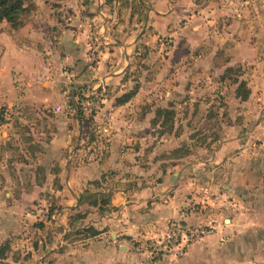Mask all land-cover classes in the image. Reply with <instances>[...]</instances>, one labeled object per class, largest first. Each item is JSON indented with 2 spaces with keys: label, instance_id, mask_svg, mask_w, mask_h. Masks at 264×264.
I'll use <instances>...</instances> for the list:
<instances>
[{
  "label": "crops",
  "instance_id": "crops-1",
  "mask_svg": "<svg viewBox=\"0 0 264 264\" xmlns=\"http://www.w3.org/2000/svg\"><path fill=\"white\" fill-rule=\"evenodd\" d=\"M151 2L148 27L156 39L170 37L174 44L166 57L151 61L153 78L148 79L131 73L143 37L133 23L137 14L132 7L127 9L126 23L113 24L120 8L108 9L105 0H90L86 6L80 0H60L63 6L57 13L62 15L52 27L0 24V107L11 113L21 108L41 110L48 117L42 125L24 120L30 128L27 136L13 130L14 126L25 128L22 122L0 124V246L9 245L7 259L22 241L27 247L25 264H34L36 258L38 264H208L204 259L214 254L212 247H201L204 243L198 241L222 239L223 230L218 215L192 208L190 195L198 184L193 175H209L202 165L211 160L224 163L232 156L227 147L248 136L215 132L213 140L220 145L196 160L191 150L173 152L193 139L188 128L197 125L193 119L202 109L205 92L191 82L204 77L206 70L221 77L229 67L252 63L264 68V0ZM86 9L94 21L101 20L93 33L101 38L103 49L93 65L87 40L93 28L78 19ZM46 11L58 19L52 9ZM39 30L42 39L36 42L21 35L26 31V37L29 33L39 36ZM52 30L57 35L52 36ZM165 45L166 41L158 42V52ZM44 46L52 49L48 52ZM187 60L183 80L177 77L178 83H169L172 68ZM243 79L251 89L248 100L236 97L237 84L225 93L236 102L235 106L229 102V109L247 117L254 105L248 101L264 93H255L252 83ZM86 85L91 91L104 89L107 95L100 112L80 118L76 108L69 106L67 92L75 103L77 90ZM136 86L128 102L116 103ZM175 106H184L187 118L173 120L170 131L157 118V111ZM105 114L110 117L109 130L95 140L93 128L100 127ZM37 126H42L41 134L35 133ZM236 128L232 121L228 130L234 133ZM11 142L24 143L21 162L7 148ZM224 187L229 190L228 185ZM209 220L214 233L178 255L156 258L147 247L151 239L162 238L171 222L195 226ZM88 227L100 233L89 236L83 231Z\"/></svg>",
  "mask_w": 264,
  "mask_h": 264
},
{
  "label": "rangeland",
  "instance_id": "rangeland-1",
  "mask_svg": "<svg viewBox=\"0 0 264 264\" xmlns=\"http://www.w3.org/2000/svg\"><path fill=\"white\" fill-rule=\"evenodd\" d=\"M43 1L44 0H28L27 4L30 6L31 10L29 11L28 16L24 18V25H43V28H45L47 26H54L53 22L54 24H59L58 20L62 13L58 14L57 12L58 9L63 6L62 3H59L60 0H49L47 4H44ZM89 1L90 0H80L81 3H84V6H86ZM132 1H134L135 8H137L135 13L137 16L134 15L133 23L135 22L138 24V32L142 33L141 36L143 37L142 42H140L136 47L137 54L134 55L135 58L132 60L133 63L131 73L138 77L141 76L142 78H153L152 74L154 67H151V61L155 59L156 56H160L159 58L161 59L166 57V53L170 51L171 46L174 44V39L162 36L156 39L154 31L148 27L146 17L148 11L152 7L151 0H116L113 3H107L105 0L108 9H113L114 7L120 8L118 16H115L113 20V24L115 22H127V9L132 7ZM256 1L261 0H255V2ZM69 8L74 9L71 4H69ZM46 9H52L56 15H59L57 16L58 19L54 20L52 15L47 14ZM65 12L67 11L65 10ZM84 12L85 13L78 15V19L80 18L82 21L88 22L93 28L92 35L87 39L90 42V64L93 65L98 59L99 51L102 47V44L100 43L101 38L93 32L96 26L100 25L101 20L94 21L91 18V15H89V11L87 9L84 10ZM69 17L72 18V14H70ZM67 18L68 17H66V19ZM60 21H65V18ZM71 22L72 21L69 23ZM56 29L58 30V28ZM1 33L5 35L6 31H2ZM38 33L39 36L29 33L26 37V31H23L21 35L26 39L30 38L36 42V40L42 39L43 32L39 30ZM50 33L52 36L57 35V33L54 34V30ZM165 41L166 45L163 46L162 51L160 50V52H158V42L165 43ZM44 47L39 48L43 49ZM45 48L48 52L52 49L47 46ZM224 58L225 57L221 59ZM194 59L190 58L189 61H194ZM189 61L187 60L185 64L172 68V71L169 73V75L172 74V77L169 76V83L174 81L178 83L177 77H181L183 80L182 68L186 64L189 65ZM258 65L259 64L250 63L245 66H239L241 76L238 77V72H231L228 74L227 79L223 81L220 77H215L213 73L210 74V70H206L205 73L201 75L204 77L198 76L197 81L191 82L193 86L196 84L198 87H202V92L205 93L202 94V98L200 99L202 101L201 103H203L202 109L196 113L193 119V122L196 121L197 125L193 124L188 128V131L192 134L193 139H196V137L197 139L194 141L190 138L191 141L182 143L180 148L182 151H180V153L191 150L194 155L193 160L200 158V154L202 152L207 153V156L210 155V153L217 149L220 145V142H214L213 140L215 132H219L220 134L226 132V135L230 134L231 136H248L245 141L241 142L240 140L239 142L230 144L227 147L229 155L232 156L226 160L224 159V163H215L214 160H211L208 161L206 165H202L204 166L203 168H207L205 173L209 175H193L194 177H197L198 184L195 187L196 189H192L191 191L192 193L190 196L193 198L192 208L194 211H199V213L202 214L207 215V213H209V216L211 214H215L216 216L218 215L219 229L223 230L222 239L209 241L207 238V240L202 239L198 241H202V243H204H201V247L207 246L214 249V254L212 256L209 255V260L204 259L203 261L208 264H264V94L262 96L258 94L248 101L254 105H252V111L248 112V116L245 117L241 111H233L229 109V102H231V99L233 98L229 97V94L225 93L230 91L232 87L236 86L233 83V78H242V80H245L243 78H246L252 83V88L255 93L260 90L264 93V68L262 67L263 65H259V67ZM89 90L90 87L87 85L77 90L81 91L84 95L83 100H80L77 94L74 95L76 97V103L80 106L84 116H90L100 112L102 102L105 100V95H107V92L104 89H101V91L98 89L93 91L90 90L91 92H89ZM17 91H20V88H18ZM221 91L224 92V95L220 93ZM69 92L70 91L67 92V98L69 106H71V95ZM186 101H189V97L186 98ZM235 103L231 102L232 106H235ZM183 107L184 106H175L174 120H177V122L187 118V111L185 112V107ZM205 108H209V111L207 112ZM44 113L45 112L41 110L35 111V109L23 111L22 108L17 110L15 113H11L7 112L6 107L2 106L0 107V124L9 121L15 125L16 122H22L25 128L14 126L13 130L15 133L18 132V135L20 136H27V131L30 128L28 127L29 125L23 123L24 120L28 119V124L38 121L39 124L42 125V123H45L44 120L48 118ZM244 120H248L246 121L247 123ZM232 121L237 127L234 133H231V131L229 132L228 130ZM109 122V115H103L102 123L98 125L100 127L98 129L93 128V138H95V140L97 137L99 138L101 134L102 136L107 134L103 132V128H106V132H108ZM182 129L183 128L180 127L177 131H182ZM41 131L42 126H37L35 128V133L41 134ZM47 133L49 134V131ZM226 135L224 134V136ZM24 146V143L19 144L18 142H13L9 147H7L15 161H22V158L20 157L22 155L21 148ZM1 151L2 150L0 148V153ZM177 152L179 151H175L173 154L177 155L175 154ZM202 157L205 158L206 156ZM220 172H223V174L221 175ZM224 185H228L229 190L226 189ZM210 202L214 205H211ZM211 209L215 210L208 212ZM47 215L48 212L44 213L45 220H47ZM42 217L43 214H41V218ZM212 218L213 216L211 219ZM226 220L229 221L227 222ZM209 222L210 220L208 222L203 221L194 227L209 226L212 223ZM213 233L214 230L210 234L212 235ZM157 242V238L151 239L148 242L147 247L151 250L153 254L152 256L156 258L160 257L162 259L164 256H157L154 252L153 244H156ZM195 245H198V243L196 242ZM26 249V243L22 241V245L15 247L12 252H9L8 259L0 258V264H13L14 261L18 263L20 262V264H25L24 253ZM178 254L179 253H176L174 255ZM164 258L167 259V257ZM32 262H34V264H38V258Z\"/></svg>",
  "mask_w": 264,
  "mask_h": 264
},
{
  "label": "trees",
  "instance_id": "trees-1",
  "mask_svg": "<svg viewBox=\"0 0 264 264\" xmlns=\"http://www.w3.org/2000/svg\"><path fill=\"white\" fill-rule=\"evenodd\" d=\"M107 3H113L116 0H106ZM28 0H0V24L3 22L9 23L12 27L16 28L24 23V18L28 16L30 9V6L27 4ZM132 9H133V14L136 13L137 8H135V3L132 1ZM240 67L239 66H234V67H229L226 69L225 73L220 77V79L226 80L228 77V74L231 72H238V77L241 76L240 73ZM240 74V75H239ZM233 83L237 84L236 88V97L240 98L242 101H246L249 99L251 95V89L248 87L247 81L245 80H240L239 78H233ZM137 86L134 87V89L119 98L116 99L117 104H124L128 102L136 93L137 91ZM81 91L77 92V96L79 97L80 100L84 99V95L82 94ZM70 104L73 105L77 112L80 115V118L84 117V114L82 110L80 109V106L77 105V103H74V100L71 98L70 99ZM174 115L175 112L174 110H158L157 111V118H162V125L164 127L167 126V129L170 131L172 130V122L174 120ZM169 125V126H168ZM181 148V147H180ZM180 148L176 149L175 151H179L175 154H183L187 151H182ZM87 235L89 236H96L100 232L96 230L93 227H88L83 230ZM9 250V245H1L0 246V258L4 259L7 256V252Z\"/></svg>",
  "mask_w": 264,
  "mask_h": 264
},
{
  "label": "built area",
  "instance_id": "built-area-1",
  "mask_svg": "<svg viewBox=\"0 0 264 264\" xmlns=\"http://www.w3.org/2000/svg\"><path fill=\"white\" fill-rule=\"evenodd\" d=\"M103 131L107 129L103 128ZM213 230L212 225L194 227L182 222H171L163 237L153 244L154 252L161 257L181 253L189 244L209 235Z\"/></svg>",
  "mask_w": 264,
  "mask_h": 264
},
{
  "label": "water",
  "instance_id": "water-1",
  "mask_svg": "<svg viewBox=\"0 0 264 264\" xmlns=\"http://www.w3.org/2000/svg\"><path fill=\"white\" fill-rule=\"evenodd\" d=\"M228 221V220H227Z\"/></svg>",
  "mask_w": 264,
  "mask_h": 264
}]
</instances>
